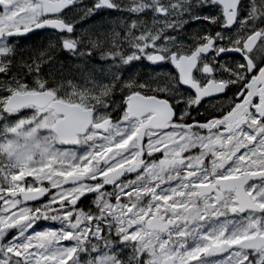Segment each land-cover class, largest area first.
<instances>
[{"label":"snow or ice","instance_id":"snow-or-ice-1","mask_svg":"<svg viewBox=\"0 0 264 264\" xmlns=\"http://www.w3.org/2000/svg\"><path fill=\"white\" fill-rule=\"evenodd\" d=\"M0 264H264V0H0Z\"/></svg>","mask_w":264,"mask_h":264}]
</instances>
